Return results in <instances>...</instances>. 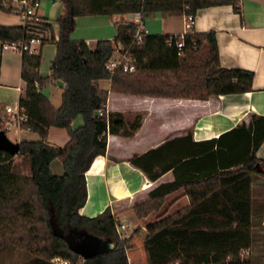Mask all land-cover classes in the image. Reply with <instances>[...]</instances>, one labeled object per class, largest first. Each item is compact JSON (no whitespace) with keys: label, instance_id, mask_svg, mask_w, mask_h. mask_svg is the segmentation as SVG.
Instances as JSON below:
<instances>
[{"label":"trees","instance_id":"1","mask_svg":"<svg viewBox=\"0 0 264 264\" xmlns=\"http://www.w3.org/2000/svg\"><path fill=\"white\" fill-rule=\"evenodd\" d=\"M15 0H0V11L13 14ZM32 3L40 0H30ZM65 14L58 17L59 40L53 24L37 15L21 18V26L0 25V42L17 43L37 38V54L21 53L20 77L25 84L18 107L31 120L22 130L35 133L37 141L19 142L20 151L11 156L0 151V251L7 246L24 244L34 255L31 264H52L60 258L70 264H129L127 252L134 246L135 233L121 238L116 232L118 220L109 208L95 217L79 211L86 202L85 173L93 161L106 153L107 135L131 137L141 126V117L126 123L119 112H106L108 91L98 82L109 81L110 91L139 97L207 100L211 96L238 95L252 90L253 73L223 68L219 62L214 32H192L184 37L183 56H178L172 35H145L134 44L137 26L115 23L113 40H98L90 48L84 41H72L69 34L80 17L140 14L151 19L194 17L199 9L230 5L239 13L240 0H61ZM171 39L172 43L167 44ZM52 42L55 57L50 64L51 77L39 74L41 47ZM120 42L136 59L135 71L110 72L107 62ZM62 83L61 105L55 109L43 90L52 82ZM102 113L95 116V113ZM80 118L82 124L73 127ZM63 129L69 141L64 147L46 143L49 128ZM0 130H3L0 121ZM188 136L175 140L178 145ZM260 141L235 171L192 175L163 184L150 193L148 201L133 208L138 217L159 210L165 198L182 189L189 199L183 210L147 225L143 247L146 264H250L241 259L249 248L252 222V175L264 178V161L256 158ZM194 146L197 144L192 143ZM213 144V142L211 143ZM164 148L134 157L130 162L150 181L183 165L181 156L164 164ZM198 149H192L195 157ZM15 158L28 169L20 175ZM194 159V158H193ZM60 161L63 174L56 176L51 164ZM191 160H185V162ZM178 163V164H176ZM180 164V165H179ZM179 165V166H176ZM86 242L97 255L84 260L72 248Z\"/></svg>","mask_w":264,"mask_h":264},{"label":"crops","instance_id":"2","mask_svg":"<svg viewBox=\"0 0 264 264\" xmlns=\"http://www.w3.org/2000/svg\"><path fill=\"white\" fill-rule=\"evenodd\" d=\"M50 1L57 7L59 2ZM43 7V15L40 16L38 12L37 15L46 19L51 4L46 2ZM58 10L59 17L65 14L63 5ZM98 17H82L85 19L82 23L95 34L84 39L88 45L101 40L102 37H98V34L103 32H108L109 37L105 40H113L114 33L109 35L108 29L114 31L115 23H132L134 16H116L112 19ZM193 18V32H214L221 67L253 73L252 90L238 95L211 96L207 100L169 99L113 93L110 91L109 81H99L98 87L108 91L106 112L121 113L126 123H130L132 117L140 116L141 126L131 137L107 135L105 155L96 158L85 173L87 195L86 202L79 211L80 215L91 218L109 208L120 224H124L135 205L147 201L152 191L163 184L174 182L176 177L183 180L192 175L239 169L256 141L262 140L257 148L256 158L264 161V0H240L239 13L230 5L199 9ZM78 19H75V28L79 26ZM151 19L156 22H153L149 29L146 22L149 19L143 20L147 35L178 36L184 31L187 16L166 18L156 14ZM21 23L23 24L22 21ZM57 25L59 27L58 22ZM20 72L21 54L3 49L0 42L1 111L7 107L17 108L19 99L24 95L25 84ZM39 74L42 77H51L50 68L45 75L40 70ZM105 81L107 86L101 87V82ZM53 85L59 88L58 93L53 92ZM47 87H50L48 95L44 92L43 94L52 106L58 109L61 105L62 87L60 88L57 82H52ZM5 90H11L13 93L6 95ZM81 124L82 121L76 119L72 125L79 127ZM25 133L35 135L19 130L18 142L25 140ZM188 136L191 140L183 142L181 150L178 146L180 144L170 145L171 142ZM68 141L65 130L53 127L48 129V145L64 147ZM160 148H164L163 153L167 156L164 164H168L177 156H181L184 163L175 174L169 170L157 180L150 181L130 161L134 157ZM192 149H198L195 157L191 156ZM191 159V162H185ZM51 171L56 176L62 175L61 162H52ZM168 197H174L173 204L179 206L174 213L189 205V199L182 189L166 198ZM124 225L127 228L129 226L127 223ZM147 225L148 223L142 227V232H146ZM129 255L128 251L129 264H133ZM143 262L146 264L145 258Z\"/></svg>","mask_w":264,"mask_h":264},{"label":"rangeland","instance_id":"3","mask_svg":"<svg viewBox=\"0 0 264 264\" xmlns=\"http://www.w3.org/2000/svg\"><path fill=\"white\" fill-rule=\"evenodd\" d=\"M46 2H49L51 4L49 12L46 15V19L53 24L54 36L55 38H57L56 41H58L60 34V29L57 25V19L59 17L58 9L63 4L60 0V2L57 4L56 7L52 5V2L50 0H40V8L38 9V14L40 16L43 15L44 12L43 5ZM83 18L80 17L78 19L79 26L69 34L70 40L84 41V39H88L95 35L91 28L89 27L87 28L86 25L82 23L85 22L84 21L85 19ZM98 18H102V17H98ZM124 20L126 21L127 19ZM146 22L149 29V26H152V24H154L156 21H153V19H149ZM0 25L13 27V26H21L22 23L20 21V17L17 14L14 13L7 14L0 11ZM108 30L110 33L109 35L111 34L113 35L114 33V37H115V30L114 31H111L110 29ZM107 33L108 32L99 33L98 37H102L100 39L105 40L106 37H109L107 36L108 35ZM89 46L90 48H93L94 42H92ZM53 56H55V45L52 42L44 44L41 49V65L39 68L40 72L43 75H45L47 71H49L50 61L53 59ZM102 86H107V82L106 81L101 82V87ZM52 88L54 90L53 92L55 93L59 92V88L56 87V85H53ZM49 90L50 87H46L43 90L44 94L48 95ZM5 93L6 95H10L13 92L11 90H5ZM136 117H132L131 122H133ZM77 120H81V119L77 118ZM2 128H3V124H2ZM18 133L19 131L16 128L11 127L10 130L6 133V135L11 141L18 142L17 141ZM23 139L38 140L39 137L36 134L34 135L30 133H25ZM13 162L17 165V170L20 175L29 174L28 167L24 163H22L20 159L15 158ZM54 171H55V167H54ZM252 179L253 182L251 186V196L253 201L252 204L253 214H252V222L250 227V245L248 249L243 250L241 252L240 257L242 260L247 261L250 264H264V178L261 176L252 175ZM173 198L174 197L165 198L162 207L157 211H153L149 213L146 217H138V215H136V213L134 212L133 208L144 202L139 203L132 208V212L130 213V216L125 219L124 222L129 225L126 230V234H125L126 237L135 233V237L131 241V244H133L134 247L129 250L130 253L129 256L131 261L134 262L133 264H144L143 262L144 258L146 260L144 247H143V240L147 232H142V227H144L147 223L149 224V222L153 223L159 216L166 217L169 214L171 215L172 213L174 214V211H176V209L179 208V206L178 205L175 206L173 204ZM117 223H120V221L118 220ZM31 250L32 249L30 247H26L24 244L7 246L0 251V264H31V260L34 257V255L31 253ZM51 263L62 264L55 262V260H51Z\"/></svg>","mask_w":264,"mask_h":264},{"label":"built area","instance_id":"4","mask_svg":"<svg viewBox=\"0 0 264 264\" xmlns=\"http://www.w3.org/2000/svg\"><path fill=\"white\" fill-rule=\"evenodd\" d=\"M57 3L60 0H52ZM40 7V2L32 3L30 0H15L13 1L12 10L14 14H17L20 18H28L32 17L35 14V11ZM132 23L137 26V32L134 35L133 43L141 44L142 39L146 34V30L143 24V19L140 14L133 15ZM194 18L192 16H188L186 20V24L184 27V31L179 35V38L175 40V46L178 51V56H183L182 49L184 48V37L188 34H191L192 26H193ZM172 40L169 39L167 44L170 45ZM41 45V41L37 38H30L28 40L17 42V43H4L2 44V48L5 50H10L16 53H24L27 52L31 55L37 54L38 49ZM115 53L111 57V59L106 64V69L110 72L122 71L124 73H130L135 71L136 59L129 53V49L124 47L120 42L114 44ZM7 116V117H6ZM98 116L102 118V113H99ZM0 121L3 124V131L7 133L11 127L16 128L18 131L22 130V126L29 124L30 119L24 113L22 109L19 107L11 108L7 107L4 111L0 110ZM116 232L120 235L121 238L126 237L127 227L124 224H116ZM57 263L62 264H70L68 261L62 260L60 258L53 259ZM76 264H83L82 262H78ZM172 264H179L178 262Z\"/></svg>","mask_w":264,"mask_h":264},{"label":"water","instance_id":"5","mask_svg":"<svg viewBox=\"0 0 264 264\" xmlns=\"http://www.w3.org/2000/svg\"><path fill=\"white\" fill-rule=\"evenodd\" d=\"M57 85L60 88L63 86L60 81L57 82ZM98 114L99 113L96 112L95 116L97 117ZM0 151L14 157L17 156L20 151L19 142L11 141L3 130H0ZM72 249L77 252L84 260L90 259L97 255L94 247L86 242L75 245V247H73Z\"/></svg>","mask_w":264,"mask_h":264}]
</instances>
